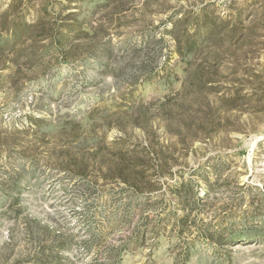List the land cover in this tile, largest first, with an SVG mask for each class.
Segmentation results:
<instances>
[{
    "label": "rangeland",
    "instance_id": "374dc122",
    "mask_svg": "<svg viewBox=\"0 0 264 264\" xmlns=\"http://www.w3.org/2000/svg\"><path fill=\"white\" fill-rule=\"evenodd\" d=\"M0 264H264V0H0Z\"/></svg>",
    "mask_w": 264,
    "mask_h": 264
}]
</instances>
